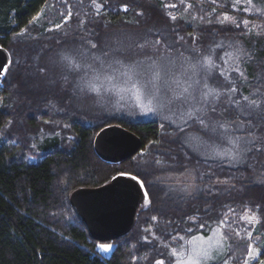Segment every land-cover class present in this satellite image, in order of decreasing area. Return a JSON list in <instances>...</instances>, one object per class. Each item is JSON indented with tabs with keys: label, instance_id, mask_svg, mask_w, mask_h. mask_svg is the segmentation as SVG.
<instances>
[{
	"label": "trees",
	"instance_id": "1",
	"mask_svg": "<svg viewBox=\"0 0 264 264\" xmlns=\"http://www.w3.org/2000/svg\"><path fill=\"white\" fill-rule=\"evenodd\" d=\"M168 1L0 0V47L11 58L0 84V264H155L171 259L169 247L180 238L207 236L215 226L227 241L225 259L242 264L257 240L264 264V109L238 119L242 130L230 146L224 130L238 122L226 98L216 121L178 128L110 115L87 89L88 69L109 51L175 29L200 34V50L219 44L237 95L264 94V10L255 8L264 0H253L247 19L231 11L232 0H212L214 11L194 4L193 12L212 15L201 22L188 16V23L171 20ZM225 12L233 23L217 21ZM113 124L135 134L143 151L118 165L93 148L96 134ZM122 173L143 183L148 204L105 257L70 195ZM183 176L192 189L177 183ZM246 212L258 220L250 240L236 234Z\"/></svg>",
	"mask_w": 264,
	"mask_h": 264
},
{
	"label": "rangeland",
	"instance_id": "2",
	"mask_svg": "<svg viewBox=\"0 0 264 264\" xmlns=\"http://www.w3.org/2000/svg\"><path fill=\"white\" fill-rule=\"evenodd\" d=\"M169 1L167 8L171 20L183 18L187 23L188 16L197 18L201 22L212 15L209 12L204 14L193 12L191 7L194 4L209 5L213 11L218 9L216 2L212 0ZM232 1L234 5L230 10L241 14L246 19L251 16L250 6L257 4L253 0L251 3L248 0ZM177 5L181 8L178 9ZM257 5L256 10L260 9V6L264 10V5L259 3ZM216 19L220 23L235 21V18L226 12ZM154 31H149V35H144L135 41L129 38L127 44L123 42V45H118L119 49L116 50L120 52L113 49L104 55L102 60L99 59L92 65V68L88 69L90 73L86 84L89 93L96 97L101 105L108 107L110 115L119 116V118L125 116L133 121L159 120L178 128L192 121H209L217 116L216 121L222 112L220 103L223 98H226L228 107L232 108L234 120L238 123L235 121L230 123V126L224 130L222 138L230 146H234V135L242 130V124L238 119L264 109V94L260 93L256 99L252 100H245V96L236 94L237 90L232 86L233 72L226 62V54L216 53L220 50L219 44L200 50L197 44L200 34L196 32L183 35L180 30L174 29V34L170 35L172 39L166 36L165 32H161L160 35ZM187 40L190 41L188 46L185 44ZM122 52L132 58L128 60L127 56L122 57ZM156 73H159L158 78L154 76ZM205 93L211 94L205 97ZM253 100L256 101L255 105L249 103ZM42 140L41 137L38 141L42 142ZM1 147L3 142L0 138ZM32 161L36 162V160ZM177 183H185L192 189L190 177L183 176L177 180ZM240 220L241 226L235 228L236 234L239 238L250 240L256 233L257 217L246 212L241 215ZM238 226L239 224L236 225ZM99 244L112 246L107 252L101 251L96 246L99 253L105 257L109 256L114 248L113 242ZM217 244L220 245L219 250L212 248L205 264H232L230 259L224 257L227 241L222 235L221 226L211 228L207 236L195 235L188 239L180 238L179 243L169 247L168 254L171 259L157 261H163V264H180L181 261H187L193 249H209L210 245ZM258 244L257 240L250 243L248 253L251 248L254 255L250 257L247 253L242 264L245 261L247 264H262Z\"/></svg>",
	"mask_w": 264,
	"mask_h": 264
},
{
	"label": "water",
	"instance_id": "3",
	"mask_svg": "<svg viewBox=\"0 0 264 264\" xmlns=\"http://www.w3.org/2000/svg\"><path fill=\"white\" fill-rule=\"evenodd\" d=\"M10 62L9 53L0 47V72H3L0 84ZM93 148L103 162L118 165L134 158L142 144L135 134L113 124L96 134ZM131 177L118 174L100 187L81 189L70 195V204L93 241L114 242L133 230L137 213L148 203V196L143 183Z\"/></svg>",
	"mask_w": 264,
	"mask_h": 264
},
{
	"label": "snow or ice",
	"instance_id": "4",
	"mask_svg": "<svg viewBox=\"0 0 264 264\" xmlns=\"http://www.w3.org/2000/svg\"><path fill=\"white\" fill-rule=\"evenodd\" d=\"M93 2L95 3V0H93ZM249 3H251V0H248ZM93 47H95V45H93ZM3 72H0V75H2ZM155 78L159 77V73L154 74ZM211 93H205V97H207V95H209ZM245 100H247L248 98L245 97ZM250 104L255 105L256 101H249ZM191 115V114H190ZM123 175V173L121 174ZM133 180H136L137 177L132 176L131 177ZM115 179V178H114ZM97 247L100 248L101 251L107 252L110 250V248L112 247L110 244H99L97 245ZM220 245H210L209 249H193L191 253H189V257L187 259V261H181L180 264H205V261L209 258V251L212 248H216L217 251L219 250ZM249 256H253L254 253L251 250V248H249ZM174 255V254H173ZM156 264H163V261H157ZM244 264H247V261L244 262Z\"/></svg>",
	"mask_w": 264,
	"mask_h": 264
},
{
	"label": "bare ground",
	"instance_id": "5",
	"mask_svg": "<svg viewBox=\"0 0 264 264\" xmlns=\"http://www.w3.org/2000/svg\"><path fill=\"white\" fill-rule=\"evenodd\" d=\"M118 126H119V125H118ZM120 127H121V126H120ZM147 204H148V203H147ZM147 204H146V205H147ZM145 207H146V206H145ZM123 238H124V237H123ZM121 239H122V238H121ZM118 240H120V239H118ZM116 241H117V240H116ZM114 242H115V241H114ZM107 243H111V242H107Z\"/></svg>",
	"mask_w": 264,
	"mask_h": 264
}]
</instances>
